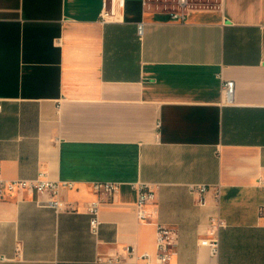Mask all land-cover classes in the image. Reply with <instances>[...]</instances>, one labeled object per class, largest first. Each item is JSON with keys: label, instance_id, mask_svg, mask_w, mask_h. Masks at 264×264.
I'll return each mask as SVG.
<instances>
[{"label": "crops", "instance_id": "1", "mask_svg": "<svg viewBox=\"0 0 264 264\" xmlns=\"http://www.w3.org/2000/svg\"><path fill=\"white\" fill-rule=\"evenodd\" d=\"M119 1L0 0V172L71 184L53 199L72 208L0 200V264H142L124 248L154 257L156 223L177 234L168 264H264V0H187L182 23L175 0ZM93 182L121 185L96 234Z\"/></svg>", "mask_w": 264, "mask_h": 264}, {"label": "built area", "instance_id": "2", "mask_svg": "<svg viewBox=\"0 0 264 264\" xmlns=\"http://www.w3.org/2000/svg\"><path fill=\"white\" fill-rule=\"evenodd\" d=\"M112 6H118L119 0H103V5L106 3ZM176 10L170 13V21L172 22H184L186 19V9L189 6L187 0H175ZM142 27L138 26L137 33L140 35ZM234 83L233 81H222L221 91L224 98L228 101L233 95ZM1 109V105H0ZM71 188V184L58 183L46 180L43 174L37 175L32 179H16L7 180L0 172V200H4L8 195H32V194H46L51 197L47 202V206L52 208L56 212L72 210V208L64 203L53 199L58 195L60 189ZM91 191L96 195V200L91 201L86 206V213L89 216V229L92 234H96L99 229V208L100 205L112 199L121 189V185L112 182H93L90 185ZM131 190L135 194V211L136 217L139 222H151L155 219L156 211L155 206V193L152 185L147 183H134L130 185ZM210 187L201 184H194L189 186L191 193L204 195ZM213 195L216 201L220 199V189L214 188ZM259 214L264 215V208L259 209ZM211 233L212 237L202 241V244L207 246L212 255L217 252L218 240L216 238L215 231L221 227V222L216 219L211 221ZM177 234L171 227L156 223L155 234V254L151 257L149 254L143 253L137 255L134 248L125 247L124 252L127 256L135 261H141L142 264H168L171 256L173 255L174 247L176 245ZM110 262V261H109Z\"/></svg>", "mask_w": 264, "mask_h": 264}]
</instances>
